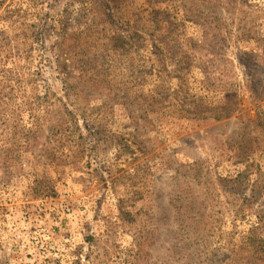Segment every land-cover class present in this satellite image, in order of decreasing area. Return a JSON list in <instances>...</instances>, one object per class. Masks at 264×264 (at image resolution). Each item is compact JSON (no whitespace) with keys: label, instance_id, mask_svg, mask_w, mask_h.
I'll return each instance as SVG.
<instances>
[{"label":"rangeland","instance_id":"1","mask_svg":"<svg viewBox=\"0 0 264 264\" xmlns=\"http://www.w3.org/2000/svg\"><path fill=\"white\" fill-rule=\"evenodd\" d=\"M259 217L264 0H0V264H261Z\"/></svg>","mask_w":264,"mask_h":264},{"label":"trees","instance_id":"2","mask_svg":"<svg viewBox=\"0 0 264 264\" xmlns=\"http://www.w3.org/2000/svg\"><path fill=\"white\" fill-rule=\"evenodd\" d=\"M220 116H216L215 119H219ZM259 226L252 229L246 236V247L251 258L256 263L264 264V218H258Z\"/></svg>","mask_w":264,"mask_h":264}]
</instances>
